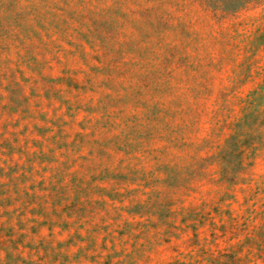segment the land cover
<instances>
[{"label": "rangeland", "instance_id": "1", "mask_svg": "<svg viewBox=\"0 0 264 264\" xmlns=\"http://www.w3.org/2000/svg\"><path fill=\"white\" fill-rule=\"evenodd\" d=\"M228 2L0 0V264H264V0Z\"/></svg>", "mask_w": 264, "mask_h": 264}, {"label": "trees", "instance_id": "2", "mask_svg": "<svg viewBox=\"0 0 264 264\" xmlns=\"http://www.w3.org/2000/svg\"><path fill=\"white\" fill-rule=\"evenodd\" d=\"M229 1V2H228ZM249 0H222L223 3L228 2V5L231 7H240L246 4Z\"/></svg>", "mask_w": 264, "mask_h": 264}]
</instances>
